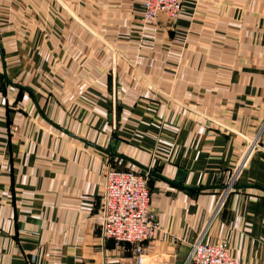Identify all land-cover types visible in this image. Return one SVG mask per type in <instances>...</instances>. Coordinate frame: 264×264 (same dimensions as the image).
Returning a JSON list of instances; mask_svg holds the SVG:
<instances>
[{"label":"crops","instance_id":"0c3cea01","mask_svg":"<svg viewBox=\"0 0 264 264\" xmlns=\"http://www.w3.org/2000/svg\"><path fill=\"white\" fill-rule=\"evenodd\" d=\"M180 1L0 0V264H135L95 224L107 165L148 179L145 264L199 239L264 264V192L215 212L258 135L237 185L264 189V0Z\"/></svg>","mask_w":264,"mask_h":264},{"label":"built area","instance_id":"2783aa9c","mask_svg":"<svg viewBox=\"0 0 264 264\" xmlns=\"http://www.w3.org/2000/svg\"><path fill=\"white\" fill-rule=\"evenodd\" d=\"M182 9L180 0H144V20H154L164 15L174 20ZM247 144L240 161L231 174L227 188L220 194L215 212L224 205L225 198L233 191L241 173L253 155L260 152L257 138ZM104 191L99 198L95 224L103 241L114 247L129 246L135 264H145L144 246L158 230L155 215L150 210V190L146 175L115 169L110 165L104 170ZM1 256V254H0ZM32 261L34 256L31 257ZM187 264H241L234 260L223 244H209L203 239L195 242L187 257Z\"/></svg>","mask_w":264,"mask_h":264},{"label":"water","instance_id":"95a60500","mask_svg":"<svg viewBox=\"0 0 264 264\" xmlns=\"http://www.w3.org/2000/svg\"><path fill=\"white\" fill-rule=\"evenodd\" d=\"M0 65H1V70H0V88H4L5 84L11 86V87H17V88H21V86H17L15 84H13L8 76H7V73L4 69V61H3V55H2V52H1V48H0ZM150 173H153V172H150ZM243 187H247V188H255V189H258V190H261L262 192H264V189L263 188H260V187H256V186H238L237 184H233L231 186V189L232 190H238L240 188H243ZM227 188V186H224L222 187L221 189L222 190H225Z\"/></svg>","mask_w":264,"mask_h":264},{"label":"rangeland","instance_id":"374dc122","mask_svg":"<svg viewBox=\"0 0 264 264\" xmlns=\"http://www.w3.org/2000/svg\"><path fill=\"white\" fill-rule=\"evenodd\" d=\"M254 139L256 140V138H254ZM254 139H250V140L248 139V140L246 141V142H247V143H246V146H247V144H249L250 141H253ZM257 141H258V145L260 146V137L257 138ZM259 150H260V149H259ZM243 152H245V150H244ZM242 155H243V154H242ZM253 156H254V155H253ZM253 156H252V157H253ZM252 157H251V158H252ZM250 160H251V159H250Z\"/></svg>","mask_w":264,"mask_h":264}]
</instances>
